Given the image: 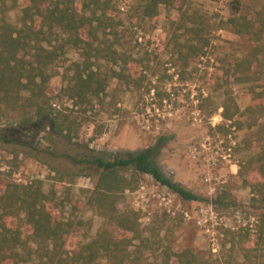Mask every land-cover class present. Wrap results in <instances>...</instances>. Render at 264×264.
Listing matches in <instances>:
<instances>
[{
    "label": "trees",
    "instance_id": "obj_1",
    "mask_svg": "<svg viewBox=\"0 0 264 264\" xmlns=\"http://www.w3.org/2000/svg\"><path fill=\"white\" fill-rule=\"evenodd\" d=\"M19 1L0 0V123L5 120L7 129H20L27 136L45 131L50 140L61 137L72 142L82 127L76 110L86 114L94 99L100 100L106 94L112 79L138 90L143 88L147 76L131 65L148 68L150 58L133 57L125 48L115 0H24L21 25L16 26L6 16ZM161 6L180 12L172 23L177 46L174 65L183 76L191 63L206 53L212 25L207 13L193 6L191 0H140L135 7L136 20L157 22ZM235 9L237 13L222 23L239 36H249L254 46L227 72L240 82H248L255 65L259 78L264 76V3L252 18L239 13L240 1ZM180 30L187 36L185 42L179 41ZM69 47L81 56L72 62L67 83L61 89L63 96L72 101V108L55 105L50 92L54 65ZM101 60L109 65L106 69L98 65ZM156 89L162 104L169 95ZM251 91V103L243 110L229 91L225 93L220 129L228 132L235 125L240 130L259 126L264 117V85ZM256 134L258 148L241 162L240 176L251 188L252 205L262 211L257 235L249 242L250 229L230 233L231 248L223 258L213 259L192 246L176 250L168 239L160 237V248L155 247V242L144 235L140 213L120 207L126 191L136 190L142 175H150L184 200L209 202L221 209L236 205L227 190L215 199H206L167 176L156 161L170 139L162 135L136 152L101 154L91 159L71 157L100 170L86 205L102 218V225L94 238L70 249L66 238L84 221L65 217L61 209L65 203L58 201L56 189L46 190L42 179L8 183L0 192V264H264V127ZM8 135L0 133V140L11 142ZM253 136L249 133L243 139L248 148L252 147ZM252 173L257 176L254 178ZM14 221L20 223L15 226ZM237 246L242 260L234 254ZM149 251H159L160 259L148 260L145 256Z\"/></svg>",
    "mask_w": 264,
    "mask_h": 264
},
{
    "label": "rangeland",
    "instance_id": "obj_2",
    "mask_svg": "<svg viewBox=\"0 0 264 264\" xmlns=\"http://www.w3.org/2000/svg\"><path fill=\"white\" fill-rule=\"evenodd\" d=\"M115 1L125 48L130 49L133 57L150 58L148 68L131 65L147 76L143 88L138 90L112 79L106 94L100 100L94 99L86 114L76 110L82 127L72 142L61 137L50 140L45 131L27 136L20 129H7L8 123L2 121L0 133H9L6 138L11 142L0 140V192L8 183L22 184L34 179H42L46 190L56 189L58 201L65 203L61 208L65 217L84 221V225H76L67 236L66 246L70 249L94 238L102 225V218L86 205L100 170L89 163H77L71 157L91 159L101 154L136 152L154 144L160 136H168L170 139L156 157L164 173L206 199H215L227 190L236 205L221 209L209 202L184 200L150 175H142L138 188L126 191L120 207L140 213L144 235L155 242V247L160 248L157 242L160 237L168 239L176 250L192 246L213 259L223 258L231 248L230 233L250 229L249 242L257 235L262 211L252 205L251 188L244 185L240 164L257 150L260 140L256 131L264 127V117L256 129L240 130L235 125L227 132L219 128L222 122L218 116L223 111L227 91L243 110L251 103L252 88L259 90L264 85V76L259 78L256 65L248 82H240L227 72L232 63L252 50L254 42L249 36L235 34L222 22L237 13V1L239 13L252 18L264 0H191L210 19L211 44L183 76L174 65L177 46L172 23L180 12L161 6L157 22L136 20L135 7L140 0ZM23 5L24 0H20L18 7L6 16L16 26L21 25ZM178 33L179 41L185 42L183 30ZM80 59V52L69 47L54 65L50 92L59 107H73L61 89L67 83L72 62ZM98 65L103 69L109 66L103 60ZM154 88L168 93L169 97H164L168 104L160 103ZM249 133L254 135L251 148L243 143ZM19 223L13 222L15 226ZM234 254L242 260L239 246ZM145 257L155 262L160 259L159 251H149Z\"/></svg>",
    "mask_w": 264,
    "mask_h": 264
},
{
    "label": "built area",
    "instance_id": "obj_3",
    "mask_svg": "<svg viewBox=\"0 0 264 264\" xmlns=\"http://www.w3.org/2000/svg\"><path fill=\"white\" fill-rule=\"evenodd\" d=\"M122 9L124 10L125 8L122 7ZM139 37H140V40H142V37H141V36H139ZM172 95H173V94H171V96H172ZM163 102H164L165 104H168V99H167V98H164V99H163ZM55 105H56V104H55ZM218 121H219V122H223V121H224V119H223L221 113H220L219 116H218ZM229 150H231V149H229Z\"/></svg>",
    "mask_w": 264,
    "mask_h": 264
}]
</instances>
